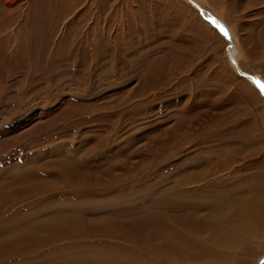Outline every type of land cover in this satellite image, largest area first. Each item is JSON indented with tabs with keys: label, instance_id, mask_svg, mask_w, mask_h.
<instances>
[{
	"label": "rangeland",
	"instance_id": "rangeland-1",
	"mask_svg": "<svg viewBox=\"0 0 264 264\" xmlns=\"http://www.w3.org/2000/svg\"><path fill=\"white\" fill-rule=\"evenodd\" d=\"M15 1L13 27L0 38L12 34L17 40L18 23L30 24L34 33L30 14H38L44 0ZM214 1L81 0L69 9L53 39L82 43L83 56L66 59L78 63L65 68L60 57L58 66L42 74L36 69L27 76L0 74V179L34 163L48 180L63 184L61 190L76 184L72 175L59 174V160L70 159L83 168L95 193L113 179L107 178L111 172L125 184L149 187L157 182L151 162L168 158V151L182 157L188 145L178 142L187 131L231 136L222 146L238 150L241 165L257 161L264 153V94L253 78L264 83V0ZM97 41L106 45L86 47ZM69 199L66 194L43 198L44 207L25 222L74 202ZM143 206L137 203L116 216H137ZM145 207V214L153 212ZM164 213L163 228L170 231L173 214ZM62 241L45 250L72 255L70 243Z\"/></svg>",
	"mask_w": 264,
	"mask_h": 264
},
{
	"label": "bare ground",
	"instance_id": "bare-ground-1",
	"mask_svg": "<svg viewBox=\"0 0 264 264\" xmlns=\"http://www.w3.org/2000/svg\"><path fill=\"white\" fill-rule=\"evenodd\" d=\"M80 1L44 0L40 12L30 14L34 17V33L30 24L18 23L17 40L12 34L0 38L2 77L12 72L27 76L33 69L45 73L60 64V57L65 68L78 63L71 60L68 64L66 59L80 58L84 53L82 43L76 46L72 40L58 42L53 33L69 9L80 5ZM0 3L1 36L13 27L16 1ZM95 43H86V47L96 49L102 42ZM188 132L178 142L180 146L188 145L182 157L168 151V158L151 162L156 183L149 187L125 184L111 172L107 178L113 179L100 191L105 199L94 192L83 168L70 159L59 160V174L62 178L72 175L76 180L67 178L76 184L68 182L62 191L57 187L63 184L48 180L42 166L32 163L24 171L15 167L8 179H0V264H45V260L51 264H264V153L252 165L244 166L238 150L222 146L231 136L216 137L205 131L191 136ZM56 194L69 195L74 202L66 201L45 218L25 222L32 211L44 207L40 200ZM152 195L156 198H149ZM27 201L29 205L22 207ZM137 203L154 208L153 212L145 209L149 212L145 214L140 207L142 213L129 217L130 221L116 216L117 211L124 213ZM168 209L173 214L171 227L167 226L170 231L163 228ZM62 240L71 244L72 255L60 257V248L56 252L45 250L47 245L55 246Z\"/></svg>",
	"mask_w": 264,
	"mask_h": 264
},
{
	"label": "snow or ice",
	"instance_id": "snow-or-ice-1",
	"mask_svg": "<svg viewBox=\"0 0 264 264\" xmlns=\"http://www.w3.org/2000/svg\"><path fill=\"white\" fill-rule=\"evenodd\" d=\"M213 23H216V22L213 21ZM217 26L220 27L221 32L225 36L228 35L227 31L223 28V26H221V25H217ZM253 83L260 89L261 94H264V83H261V81L259 79H255V78H253Z\"/></svg>",
	"mask_w": 264,
	"mask_h": 264
}]
</instances>
